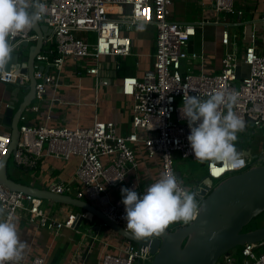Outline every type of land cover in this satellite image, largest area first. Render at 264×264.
I'll return each mask as SVG.
<instances>
[{
    "label": "built area",
    "instance_id": "1",
    "mask_svg": "<svg viewBox=\"0 0 264 264\" xmlns=\"http://www.w3.org/2000/svg\"><path fill=\"white\" fill-rule=\"evenodd\" d=\"M214 1L217 11L235 13V0ZM46 11L41 15L43 23L53 33L45 38L53 46L36 56L34 76L37 79L36 97L21 115L20 140L14 160L19 166L35 167L44 156L68 160L74 155L81 160L76 171L79 187L75 197L97 205L107 216L126 229L125 206L122 196H113L110 189L126 184L125 188L143 195L162 174L175 172V157L197 160L190 143L188 121L181 115L183 99L199 96L202 100L217 91L236 92L238 102L233 110L245 121L244 130L250 128L263 133L255 140L258 150L243 146L240 153L242 164L223 161H204L206 175L213 184L228 176L243 172L253 166L264 164V53L257 50L254 42L247 45L240 58L236 52H226L219 73L181 71L184 59L202 58L196 51L188 50L190 39L196 35L192 23H183L170 17L174 0H40ZM117 6L116 13L110 7ZM241 13V12H240ZM138 24H151L156 29L155 61L142 77L124 75L122 91L134 99L132 125L134 130L126 135L119 134L113 121L95 117L91 125L76 127L30 124L29 110H40V102L52 88L57 91L62 85L60 76L67 58L79 61L80 71L102 81L101 73L120 67V58L133 54V40L124 30ZM86 34V35H85ZM90 34L93 38L90 37ZM37 34L33 28L11 38L14 51L24 53L22 42L34 43ZM253 37H255L253 35ZM222 42L230 43L228 29L222 30ZM118 58L113 66L103 64L105 57ZM242 64L248 65L247 74L241 73ZM26 62L13 64L9 71H1L0 82L24 87L30 83L29 75L23 72ZM35 100L38 101L35 103ZM55 98L52 99V103ZM226 114V109H221ZM50 115L48 119H50ZM243 130V131H244ZM11 142V130L3 125L0 112V159ZM247 150L249 152H247ZM155 161L159 173L147 182L142 181L141 169L145 161ZM129 177H131L129 179ZM178 177V176H177ZM181 186L189 189L182 179ZM217 183V184H218ZM216 184V185H217ZM50 190L67 194L71 187L66 183H52ZM191 191V190H190ZM200 207L201 200L196 197ZM43 199L23 191L12 190L0 183L1 219L14 220L21 212L28 214L30 222L58 231L72 227L76 214L65 221L51 220L42 208ZM199 212V209H198ZM198 212L195 218L198 215ZM194 218V219H195ZM193 219V220H194ZM175 228L188 225L175 222ZM170 229H175L168 226ZM243 264H264V242L246 243L242 246ZM153 254L149 245L124 239L117 251H105L96 264H150ZM21 264H47L46 258L36 255L31 262L23 259ZM219 264H239L233 253L222 258Z\"/></svg>",
    "mask_w": 264,
    "mask_h": 264
},
{
    "label": "crops",
    "instance_id": "2",
    "mask_svg": "<svg viewBox=\"0 0 264 264\" xmlns=\"http://www.w3.org/2000/svg\"><path fill=\"white\" fill-rule=\"evenodd\" d=\"M235 9V13L217 11L214 1L211 0H174L170 8V17L195 25L197 32L190 39L188 50L203 55L202 58L184 59L181 65L183 73L188 71L219 73L226 52H236L241 58L247 45L252 42L259 52L264 53L262 38L264 0H235ZM119 10L120 8L113 12ZM234 28L241 29V34L234 33ZM223 29H228L230 33L228 45L222 42ZM124 31L133 40V54L120 58L119 68H110L101 73L102 81L106 80L107 84L97 83L95 76L85 70L81 72L79 61L69 57L60 76L62 85L56 92L52 88L48 91L45 99L39 103L40 110L26 112L28 122L76 127L91 125L95 117H98L103 121H113L119 134L131 133L134 130L132 125L134 99L123 93L121 79L127 74L142 77L144 72L153 66L156 29L151 24H138L133 29ZM238 35L241 36L243 43L241 51L238 50V45L232 44ZM50 36L52 34L46 31L45 38ZM51 45V40L44 44V51ZM116 59L118 58L105 57L103 64L113 66ZM247 72L248 65L242 64L241 73L245 75ZM15 88V84L0 82L2 117L8 104L16 97ZM25 93L26 90L21 89L17 95L16 109ZM54 98L55 101L52 103ZM37 102L35 100V103ZM80 160L78 155L68 160L44 156L35 167H23L15 162L18 170H11L9 167L8 172L17 181L43 189H50L51 184L55 182L66 183L71 187L67 194L75 197V191L79 187L76 171ZM157 165L155 161L144 162L141 169L143 182L159 173ZM125 185L113 187L110 189L111 194L116 197L122 196L121 189L125 188ZM45 202L48 204L47 209L43 206ZM42 208L51 220L56 221H65L70 214L76 212L70 205L47 200L43 201ZM13 221L17 224L20 239L27 245L23 256L27 263L36 255H41L46 258L47 264H96L105 251H117V247L125 239L92 214H87L79 225H75L74 222L72 227H64L58 231L41 227L37 222H30L25 212L19 213Z\"/></svg>",
    "mask_w": 264,
    "mask_h": 264
},
{
    "label": "water",
    "instance_id": "3",
    "mask_svg": "<svg viewBox=\"0 0 264 264\" xmlns=\"http://www.w3.org/2000/svg\"><path fill=\"white\" fill-rule=\"evenodd\" d=\"M37 34L34 43L22 42L27 53L14 51L6 71L13 64L26 62L23 72L30 78L28 87L19 81L15 84L14 100L4 111L2 122L11 130V142L6 153L0 159V183L12 190L33 194L43 200L67 204L76 209L75 225H79L87 214H92L121 235L138 244L149 245L153 260L150 264H219L222 258L246 243L264 242V226L245 231L255 218L264 213V164L253 166L243 172L232 174L207 192L213 181L207 175L197 178L190 190L201 200L197 217L188 225L175 229L167 228L159 236L137 239L119 223L107 216L97 205L69 194H58L50 189H43L20 182L10 177L8 169L10 158L15 155L20 140V118L36 97L37 79L34 76L36 56L43 52L46 44L45 32L53 33L51 27L40 19L33 27ZM1 73V71H0ZM25 89L26 93L16 109L17 95ZM247 152H249L247 150ZM77 223V224H76ZM137 264H141L138 261Z\"/></svg>",
    "mask_w": 264,
    "mask_h": 264
},
{
    "label": "clouds",
    "instance_id": "4",
    "mask_svg": "<svg viewBox=\"0 0 264 264\" xmlns=\"http://www.w3.org/2000/svg\"><path fill=\"white\" fill-rule=\"evenodd\" d=\"M45 11L40 0H0V71L6 69L15 50L11 38L31 29ZM238 96L236 92L217 91L204 100L199 96L183 99L181 115L188 121L187 139L195 159L243 163L235 147L237 134L245 128V121L233 110ZM181 184L175 174L164 173L143 195L122 188L126 232L144 239L159 236L172 223L189 224L199 205L195 193ZM26 247L17 224L11 219H0V264H21Z\"/></svg>",
    "mask_w": 264,
    "mask_h": 264
},
{
    "label": "rangeland",
    "instance_id": "5",
    "mask_svg": "<svg viewBox=\"0 0 264 264\" xmlns=\"http://www.w3.org/2000/svg\"><path fill=\"white\" fill-rule=\"evenodd\" d=\"M234 33H238L239 35L241 34V29L239 28H234ZM264 33V27L262 30ZM237 36L236 39H234V42L232 43L233 46L238 45V50L241 51V48L243 47V43L241 40V36ZM264 39V37H262ZM24 53L28 52V48H25L23 50ZM23 95V94H22ZM261 133H263L261 130H258L257 132L253 131L252 128L248 129V130H244L242 132H239L237 134L238 139L235 142V147L236 149H240L243 146H249L252 148V150L254 152H256L258 150V145L256 143V139L258 137L257 134H259V136L261 135ZM16 163L14 161V156H12L10 158V162H9V167L11 170H18L16 167ZM175 172L177 174V176L182 179L187 185H192L193 181L197 178H201V176L206 175V165L205 162H201L199 160H193V159H183L181 157H179V155H177L175 157ZM218 183V181H214V185H216ZM46 201V200H45ZM47 202H45V204L43 205L46 209L48 208V204H46ZM176 223H172L170 224V227L175 228L176 225H174ZM250 226H255L258 225L259 226H264V216L262 217H257L255 218L250 224ZM248 226V225H247ZM257 228V227H256ZM234 257L238 260L239 264H243V260H244V255L242 252V247H237L232 251Z\"/></svg>",
    "mask_w": 264,
    "mask_h": 264
},
{
    "label": "trees",
    "instance_id": "6",
    "mask_svg": "<svg viewBox=\"0 0 264 264\" xmlns=\"http://www.w3.org/2000/svg\"><path fill=\"white\" fill-rule=\"evenodd\" d=\"M86 35V34H85ZM90 37L91 38H93V36L90 34ZM51 46H53V44L51 45ZM10 177H11V175H10ZM262 216H264V213H262L259 217H262ZM256 227H258V225H255V226H250V225H248V226H246L245 227V231H247V230H251V229H254V228H256ZM55 264V263H54Z\"/></svg>",
    "mask_w": 264,
    "mask_h": 264
},
{
    "label": "bare ground",
    "instance_id": "7",
    "mask_svg": "<svg viewBox=\"0 0 264 264\" xmlns=\"http://www.w3.org/2000/svg\"><path fill=\"white\" fill-rule=\"evenodd\" d=\"M111 11H117L119 9L117 6L110 7Z\"/></svg>",
    "mask_w": 264,
    "mask_h": 264
}]
</instances>
